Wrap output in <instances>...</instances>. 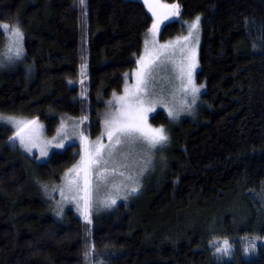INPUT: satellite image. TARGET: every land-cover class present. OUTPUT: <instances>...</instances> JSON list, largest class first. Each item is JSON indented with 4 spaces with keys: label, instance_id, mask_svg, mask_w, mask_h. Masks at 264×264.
Returning <instances> with one entry per match:
<instances>
[{
    "label": "trees",
    "instance_id": "obj_1",
    "mask_svg": "<svg viewBox=\"0 0 264 264\" xmlns=\"http://www.w3.org/2000/svg\"><path fill=\"white\" fill-rule=\"evenodd\" d=\"M164 1L180 19L163 24L162 41L202 17L197 117L175 123L158 110L165 163L136 199L90 224L74 213L60 222L45 195L79 146L37 163L0 120V264H264V0ZM153 21L135 0H0V117L39 120L52 137L64 115L85 114L84 85L97 134L99 98L122 92ZM17 26L19 58L7 50ZM224 240L228 254L216 251Z\"/></svg>",
    "mask_w": 264,
    "mask_h": 264
},
{
    "label": "rangeland",
    "instance_id": "obj_2",
    "mask_svg": "<svg viewBox=\"0 0 264 264\" xmlns=\"http://www.w3.org/2000/svg\"><path fill=\"white\" fill-rule=\"evenodd\" d=\"M135 1L143 3V0ZM78 4L83 6L84 3L81 4L78 0ZM145 6L147 8V5ZM154 7L157 15L154 16L149 12L154 19L153 22L155 23L159 18L162 23L155 33L149 31L146 35L142 53L137 58V67L125 74V85L122 92L115 93L109 98H99V108L96 113L100 119L101 130L97 134H92L94 130L91 124L92 108L88 104L86 86L83 85L78 98L86 103L85 114L80 117L64 115L56 134L52 137L46 134L45 124L35 120L36 124L29 126L30 131L25 132L27 147L21 144L19 139H12L21 153L35 159L37 163H44L52 153L63 151L70 145L77 144L80 151L79 157L70 168L77 169L82 160H86L88 154L94 151L98 141H102L104 145L111 147L106 135L108 131L105 125L106 119H109L121 108L119 97L135 95L137 85L142 78V70L151 68L154 79L149 83L148 95L141 94V96L145 100L143 107L146 109L154 108L155 110L146 111L143 115L146 126L152 129L163 128L165 130L168 137L167 142L155 148L150 147L146 141H137L134 144L122 143L116 146L113 158L108 164L109 171L104 176L98 177L95 167L71 173L69 172L70 169L67 170L59 182H54L47 187L48 189H45L46 199H50V213L60 222L65 221L71 213H74L85 222L90 221V224L94 215L107 214L117 205L123 202L130 203L136 199V194L140 193L146 179L165 163L171 144L170 130L168 131L163 126L154 125L151 117L158 110L164 109L175 123L179 122L181 118L195 119L203 106L206 84L198 81V73L201 68L199 55L202 39V17H200L197 29H191L194 19L186 22V33L183 36L162 41L163 24L180 19L178 6L174 3L158 0V4ZM165 14L168 19H164ZM186 37L187 39H185ZM21 45L22 39L17 41V37L13 34L11 40L7 42L9 55L13 54L14 56ZM193 64H195L194 69L191 67ZM190 70L194 85L200 89L195 96L190 90L182 87V85L187 84ZM87 75L88 66L85 64L80 68V80H77V83H81L84 79L87 80ZM201 85L203 87H200ZM8 117L24 122L31 121L27 118L5 116V118ZM7 124L13 127L14 137L16 128L13 124ZM29 137H33L34 143L38 146H33V142H29ZM114 141L115 137H113L112 143ZM57 144H63L64 147H55ZM41 148H44L46 155L41 154ZM104 151L107 153L108 149L105 148ZM113 168L115 172L112 171ZM121 172L124 175L121 176L119 174ZM70 182L72 183L71 187L69 186ZM76 185H79V190H76ZM133 189L136 191L134 192ZM113 200H115L114 204L112 203Z\"/></svg>",
    "mask_w": 264,
    "mask_h": 264
},
{
    "label": "snow or ice",
    "instance_id": "obj_3",
    "mask_svg": "<svg viewBox=\"0 0 264 264\" xmlns=\"http://www.w3.org/2000/svg\"><path fill=\"white\" fill-rule=\"evenodd\" d=\"M81 4L84 3V0H80ZM143 3L147 5L148 11L152 13V15H157L155 11L154 5L158 4V0H143ZM173 7H176L173 5ZM178 14V13H177ZM164 19H168L167 15L165 14ZM200 17H196L191 25V29H197L199 26ZM162 23L161 19H157L155 23H153L152 28L150 31L155 33V31L159 28L160 24ZM5 28L7 26H0ZM13 34L17 37V41L22 39V32L20 31L19 27H15L12 29ZM191 35V31H190ZM187 39V37L185 38ZM21 49H17L15 52V56L17 58L21 55ZM192 69H194L195 64H193ZM154 79L151 74V68H147L142 70V78L140 79L136 93L132 97L122 96L119 97V101L121 102V108L114 114L111 115L109 119H106L105 125L108 128L106 133L107 138L111 144V147L108 145H104L102 141H98L94 151L88 154V158L86 160H82L81 165L78 166L77 169H70L69 172L77 171V170H85L91 169L93 167L96 168L97 176H104L105 173L109 171L108 164L109 161L112 160L114 151L116 150V146L121 145L122 143H129L134 144L137 141H146L148 145L152 148L157 147L158 145H163L167 142L168 137L165 134V130L163 128L159 129H152L145 124V117L143 115L146 111H154V108H144L143 105L145 100L142 98L141 94L148 95V86L150 81ZM190 86V87H189ZM186 90H190V92L195 96L199 92V88L196 87L192 80V73L191 70L188 73V81L186 85H182ZM200 87H203L201 85ZM127 92V90H125ZM194 102V101H193ZM171 115V113H169ZM0 120H3L6 123L13 124L16 128L15 136L12 139H19L20 143L27 147L25 141V132L30 131L31 125H35L36 121H19L15 120L14 118L8 117H0ZM113 137H115L114 143ZM29 142H33V146H38L34 143V138L29 137ZM55 147H64L63 144H57ZM105 148L108 149L107 153H105ZM41 154L46 155V151L44 148H41ZM115 172V169H112ZM121 176L124 175L123 172L119 173ZM106 178V177H105ZM69 186H72V183H69ZM76 190H79V185H76ZM135 192L136 189H133ZM115 203V200L112 201ZM90 222V221H89ZM224 247H217L216 251L222 252L224 254H228L230 250L229 241H223ZM253 250H255V245H252ZM88 253L85 252V256L87 257Z\"/></svg>",
    "mask_w": 264,
    "mask_h": 264
}]
</instances>
